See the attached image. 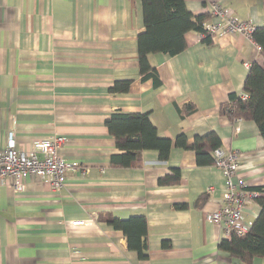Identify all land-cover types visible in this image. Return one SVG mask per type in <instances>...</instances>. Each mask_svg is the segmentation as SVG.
Here are the masks:
<instances>
[{"label":"crops","instance_id":"crops-1","mask_svg":"<svg viewBox=\"0 0 264 264\" xmlns=\"http://www.w3.org/2000/svg\"><path fill=\"white\" fill-rule=\"evenodd\" d=\"M217 1L264 26V0ZM184 2L193 15L208 11L209 0ZM143 28L141 0H0V149L27 151L60 135V155L90 171L67 172L59 191L31 176L21 179L20 192L10 180L0 183V264H244L218 248L230 237L206 218L222 203V171L176 139L190 144L215 133L221 150L241 154L237 175L246 187L264 185L258 127L219 112L231 93L242 92L250 64L261 62L257 44L237 33L207 44L189 31L180 53L147 55L154 76L142 80ZM123 80L131 81L126 92L109 91ZM116 113L146 114L157 137L170 141L167 158L145 149L129 167L112 165V155L123 152L106 125ZM173 169L177 180L160 183ZM259 210L256 199L248 203L245 221ZM139 215L141 254L110 223ZM73 220L85 224H67Z\"/></svg>","mask_w":264,"mask_h":264},{"label":"trees","instance_id":"trees-1","mask_svg":"<svg viewBox=\"0 0 264 264\" xmlns=\"http://www.w3.org/2000/svg\"><path fill=\"white\" fill-rule=\"evenodd\" d=\"M207 0H203L205 3ZM144 28L138 34V61L142 80L154 76V70L147 61L149 53H165L176 55L186 48L184 34L189 31L204 33L203 40L210 44L212 36L206 34L203 23L210 18L208 12L193 15L184 0H141ZM253 41L260 47L261 62H253L249 66L244 79L242 92L231 93L228 100L219 107L222 116L230 120L253 121L264 140V26L255 27L252 33ZM130 80L115 81L109 88L110 92H126ZM187 112L193 111L189 104ZM106 125L114 136L117 147L123 151L111 157L112 165L129 167L136 162L140 152L145 149H157L159 158L165 160L170 148V141L160 139L146 114H112ZM176 144L196 152L198 162H213L208 158L211 153L220 148L221 140L213 132L198 136L188 143L183 136L176 139ZM160 179V183L176 181L178 170ZM174 176V177H172ZM259 193L256 198L260 206L259 213L252 222L250 230L243 236L232 234L230 238L222 239L218 248L244 264H250L254 257L264 258V185L248 188ZM114 227L121 229L127 236L128 245L137 249L140 254L145 248V218L142 215L132 216L129 220L111 219Z\"/></svg>","mask_w":264,"mask_h":264},{"label":"built area","instance_id":"built-area-1","mask_svg":"<svg viewBox=\"0 0 264 264\" xmlns=\"http://www.w3.org/2000/svg\"><path fill=\"white\" fill-rule=\"evenodd\" d=\"M210 18L203 23L206 34L219 37L225 34H241L252 38L255 26L250 21H243L233 15L232 11L223 7L217 0H209ZM201 36H205L204 33ZM258 51L260 47L256 45ZM249 66V62H245ZM65 142L63 136L57 135L51 139L37 140L30 150H17L13 144L0 149V183L10 180L14 189L23 190L22 178L31 176L46 183L54 191H59L66 182V173L77 171L88 174V168L78 162H68L60 155V149ZM213 164L222 171L225 178V190L222 194L220 207L207 214L209 221L223 227L226 237L232 234L243 236L251 228L252 223L245 221L243 211L259 193L248 189L238 178L241 154L237 151L224 152L220 148L212 152ZM70 226L84 225L82 220L68 221Z\"/></svg>","mask_w":264,"mask_h":264}]
</instances>
